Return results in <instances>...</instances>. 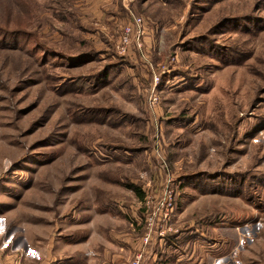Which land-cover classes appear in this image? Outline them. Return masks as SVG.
<instances>
[{
    "label": "rangeland",
    "instance_id": "rangeland-1",
    "mask_svg": "<svg viewBox=\"0 0 264 264\" xmlns=\"http://www.w3.org/2000/svg\"><path fill=\"white\" fill-rule=\"evenodd\" d=\"M10 29L20 32L0 45L4 264H129L140 253L146 264L161 227L192 230L199 250L206 237L234 245L209 264H264V0H0V34ZM79 40L96 60L36 52ZM106 64L120 68L104 87L63 88ZM95 109L114 118L85 114Z\"/></svg>",
    "mask_w": 264,
    "mask_h": 264
},
{
    "label": "trees",
    "instance_id": "trees-1",
    "mask_svg": "<svg viewBox=\"0 0 264 264\" xmlns=\"http://www.w3.org/2000/svg\"><path fill=\"white\" fill-rule=\"evenodd\" d=\"M247 19H250V17H248ZM18 32L20 31H17L15 29L2 30V33L0 34V36L4 37V39L1 40L0 45L4 44V40L7 35L9 36V35L17 34ZM29 40H30L31 45L33 46L32 42L35 41V37L32 36ZM80 41L81 40H79L78 42ZM37 45L39 46H37L36 52L37 54H39L40 57L43 56L46 58L48 54L52 53L54 55L53 59H55L56 57H59L63 59L64 61L73 62V63H80L81 61L88 62L87 60H89V62L90 61L92 62L97 59L95 55L96 54L95 51L91 47L87 48L85 46V43L83 42H80V45H82L80 47L71 45L67 53L53 52L51 48H49L48 46L44 45L41 42H38ZM213 50L214 49L211 50V53H210L211 55H212ZM215 50H219V49L215 48ZM118 65L120 66V64H115V65L106 64L104 65L100 73H97L95 76H93L92 78L86 81H84L82 78H77L74 82H71L73 80L70 79L67 82H65V85L63 86V88H66V90H69V91L74 90L79 87H83L84 89V87L87 86V83H88L87 87L96 91L104 87L110 81L111 79L110 73L113 70L117 71V68L118 69L120 68ZM177 73L180 74L181 77L186 76L183 73H179V72ZM77 81H80L82 83L81 86H78V84H76ZM85 114H92L96 116V118L101 117L102 119H105L104 116H109V117L114 118L113 116H111L110 111L107 109L106 110L95 109V110L86 112ZM259 127L260 128L264 127V123L260 124L258 128ZM110 148H112V150L118 149L114 147H110ZM118 150H122V149H118ZM125 150L133 151L136 149L127 148ZM111 204H114V202L112 201ZM108 208L110 207L107 206V210ZM191 233L194 234L192 230H180L177 233L165 234L164 236H161V237L156 236V239H155L156 242L154 243V246L151 251V255L148 257L149 259L146 262V264H175L177 256L179 255L189 254L191 252H194V254H198L199 250L195 248L197 247V245L195 244V247H194V244H193V241L196 239H194V237L190 235ZM207 239L208 237H206V263L203 262V264H209L207 260V257L209 256L212 258H219V257L221 258L223 256L228 255L232 250V247H233L231 245L232 243L221 242V241L216 242L215 240H211V239L207 240Z\"/></svg>",
    "mask_w": 264,
    "mask_h": 264
},
{
    "label": "built area",
    "instance_id": "built-area-1",
    "mask_svg": "<svg viewBox=\"0 0 264 264\" xmlns=\"http://www.w3.org/2000/svg\"><path fill=\"white\" fill-rule=\"evenodd\" d=\"M132 23L137 27V33L138 34H140L141 33V20L139 19V18H133L132 19ZM130 28L129 27H126L125 29H124V43L126 42V38L129 36V34H130ZM172 198H173V192L172 191H169V193L166 195V198H165V201L167 202V204H168V207L166 208L167 210H166V212H165V214H167L168 212H172ZM164 217H165V215H164ZM165 219H166V217H165ZM152 226H151V228H150V231H149V233L151 234V232H152ZM167 230L168 231H172L171 230V228H167ZM155 233H157L158 235H159V237L160 236H163L164 235V233H165V229L164 228H162L161 227V230L159 229V230H155ZM150 234H148V235H150ZM145 242H147V238L145 239ZM141 257H142V253H140V254H138L137 256H135L134 257V259L129 263V264H142V259H141ZM219 261H221V260H219ZM0 264H4L1 260H0ZM15 264H20V262H15Z\"/></svg>",
    "mask_w": 264,
    "mask_h": 264
},
{
    "label": "crops",
    "instance_id": "crops-1",
    "mask_svg": "<svg viewBox=\"0 0 264 264\" xmlns=\"http://www.w3.org/2000/svg\"><path fill=\"white\" fill-rule=\"evenodd\" d=\"M190 235H192L194 237V234L191 233ZM196 242H197V240H194L193 244L194 243L196 244ZM203 242L204 243H201V245H204V246H203V248L201 250H199L200 248H199L198 245H197V247H195V244H194V247L199 250V253L197 254L196 259H193V261L188 262L189 257H191V256L188 255V254H182L180 257H177L175 264H203V262L206 263V245H205L206 244V241H203ZM216 242H218V241H216ZM233 247H234V245H233ZM233 247H232V250H233ZM183 256H186L187 257V260H181V258ZM214 259L215 260H221V261H223L225 259V256H223L221 258L220 257L219 258H214Z\"/></svg>",
    "mask_w": 264,
    "mask_h": 264
}]
</instances>
